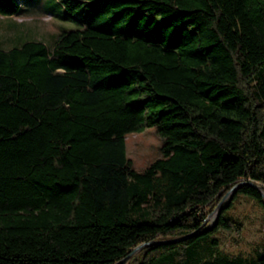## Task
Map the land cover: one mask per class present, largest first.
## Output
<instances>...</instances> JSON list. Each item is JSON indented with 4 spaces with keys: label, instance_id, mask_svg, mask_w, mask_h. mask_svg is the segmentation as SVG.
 <instances>
[{
    "label": "trees",
    "instance_id": "obj_1",
    "mask_svg": "<svg viewBox=\"0 0 264 264\" xmlns=\"http://www.w3.org/2000/svg\"><path fill=\"white\" fill-rule=\"evenodd\" d=\"M53 2L73 30L0 47V264H264L199 256L242 229L232 201L207 224L230 189L264 210V0Z\"/></svg>",
    "mask_w": 264,
    "mask_h": 264
},
{
    "label": "rangeland",
    "instance_id": "obj_2",
    "mask_svg": "<svg viewBox=\"0 0 264 264\" xmlns=\"http://www.w3.org/2000/svg\"><path fill=\"white\" fill-rule=\"evenodd\" d=\"M21 5L22 13L10 17L0 16L1 48H10L16 43L29 40L43 42L49 47L61 33L76 27L75 22L67 20L66 12L53 0H32ZM124 142L126 157L132 161L135 170L141 171L160 156L163 139L156 134L154 127H150L126 135ZM229 201H232V206L227 215L239 222L242 229L239 233L220 229L214 234L219 243L217 248L212 251L201 249L199 256L202 260L217 254L250 257L264 251V210L251 197L243 194L235 196L234 193L223 203ZM212 213L208 214L207 224L214 221Z\"/></svg>",
    "mask_w": 264,
    "mask_h": 264
},
{
    "label": "water",
    "instance_id": "obj_3",
    "mask_svg": "<svg viewBox=\"0 0 264 264\" xmlns=\"http://www.w3.org/2000/svg\"><path fill=\"white\" fill-rule=\"evenodd\" d=\"M242 184H245V183L242 182V183L236 185L235 187H233L232 189H230V190L224 195V197L222 198L221 202L217 205L216 209H215V210L213 211V213H212V214H213V217H214V221H213L212 224H210L209 229L212 228V226L214 225V223H215V221H216V219H217V216H218L219 213L221 212L222 204H223L224 200H225L227 197H231V196L235 193L237 187L240 186V185H242ZM248 184H249L251 187H253V188L258 192V194L261 196V198H262L263 201H264V187L261 186V185H258V184H254V183H252V182H248ZM168 242H172V241H168ZM155 244H158V242H154V241H152V242H148V243L140 244V245H138L137 247H135V248L131 251V253L129 254V256H132V254H135V253L139 252L142 248H144V247H146V246L155 245ZM129 256H128V257H129ZM128 257H127V258H128ZM125 260H126V259H123V260H121V261H119V262H117V263H115V264H122Z\"/></svg>",
    "mask_w": 264,
    "mask_h": 264
}]
</instances>
